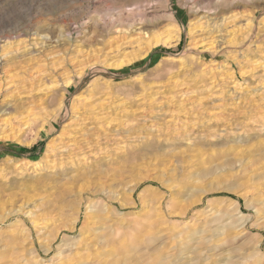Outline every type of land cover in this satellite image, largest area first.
Instances as JSON below:
<instances>
[{
    "label": "rangeland",
    "instance_id": "obj_1",
    "mask_svg": "<svg viewBox=\"0 0 264 264\" xmlns=\"http://www.w3.org/2000/svg\"><path fill=\"white\" fill-rule=\"evenodd\" d=\"M0 85V264H264V0H0Z\"/></svg>",
    "mask_w": 264,
    "mask_h": 264
},
{
    "label": "bare ground",
    "instance_id": "obj_2",
    "mask_svg": "<svg viewBox=\"0 0 264 264\" xmlns=\"http://www.w3.org/2000/svg\"><path fill=\"white\" fill-rule=\"evenodd\" d=\"M6 52H8V51H6ZM2 86L0 85V87H2ZM6 89L7 88H5V90ZM2 93H4V92H2ZM5 95H6V97H8L6 93H5ZM1 96H3V94H1V92H0V100H1ZM3 98H4V96H3ZM82 101L83 100H81V103L80 104L83 105L82 107H85L84 112H83L84 115L86 113H87V115L88 114H93L95 116L98 114V113L96 114L94 108L90 105V101L89 102H84V101L82 102ZM5 104H8V103H5ZM6 106H9V105H6ZM25 109L26 110L24 112L23 111H21V112H15V113H13V117L10 116L11 119H12L11 121L8 119L10 121V124H8L9 121H7L8 123L6 122V124L8 126H10V130H12L14 132L20 131L21 129H24L25 127H27V125L29 126L30 122H32V119L35 118V113H34L35 112V109H33V108H26V107H25ZM7 110H9V109H7V108H5L3 110L0 109L1 115H3V117L6 116V115H8V111ZM14 110H16V109L14 108ZM17 110H18V108H17ZM18 111H20V110H18ZM83 114H81V115H83ZM4 118H6V117H4ZM0 119H1V117H0ZM85 119H86V117H85ZM6 120H7V118H6ZM1 121H3V120H1ZM88 126H90V125H87L85 123H82L81 122V118H78L77 119V117H76V119L74 121V125L72 124V125L68 126V128L65 127L64 129H62V131L63 130H66V131L65 132L63 131L64 133L63 134H60L59 138L56 141L55 140H52L51 141V143L49 144V146L47 148V150L49 151V154H50V151H55L53 153V156L60 157L61 160H62V158H66V159H70V160L75 159V160H78V161L81 158L83 160H87V158H85V155L88 154V153L90 154V152L92 153V151L95 149V141L93 143V140L91 138L93 136V133L94 132L93 133H89L88 132ZM1 129H2V127H1ZM11 134H12V132H11ZM78 134H79V136H76ZM97 134H98V132H97ZM63 135H66V138H64ZM98 136L100 137V134H98ZM95 139L97 140L98 138H95ZM102 140L104 141V139H102ZM96 144H98V141H96ZM98 146H99V144H98ZM100 148L101 147L99 146V149ZM93 153H94V151H93ZM95 153H96V150H95ZM46 154H47V152H46ZM53 160L54 159H52V161ZM256 197H257V195H256ZM260 198H261V196H260Z\"/></svg>",
    "mask_w": 264,
    "mask_h": 264
}]
</instances>
